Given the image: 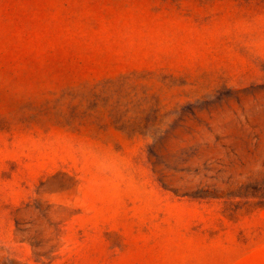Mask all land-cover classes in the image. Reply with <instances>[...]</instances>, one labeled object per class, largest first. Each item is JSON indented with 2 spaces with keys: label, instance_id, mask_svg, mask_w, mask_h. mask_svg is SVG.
I'll return each mask as SVG.
<instances>
[{
  "label": "rangeland",
  "instance_id": "rangeland-1",
  "mask_svg": "<svg viewBox=\"0 0 264 264\" xmlns=\"http://www.w3.org/2000/svg\"><path fill=\"white\" fill-rule=\"evenodd\" d=\"M0 264H264V0H0Z\"/></svg>",
  "mask_w": 264,
  "mask_h": 264
}]
</instances>
